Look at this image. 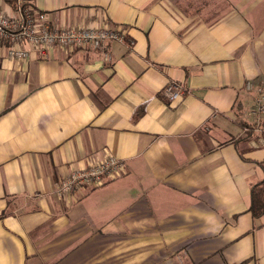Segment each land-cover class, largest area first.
I'll list each match as a JSON object with an SVG mask.
<instances>
[{"label": "crops", "instance_id": "0c3cea01", "mask_svg": "<svg viewBox=\"0 0 264 264\" xmlns=\"http://www.w3.org/2000/svg\"><path fill=\"white\" fill-rule=\"evenodd\" d=\"M29 3L52 28L127 39L46 56L22 43L24 61L0 41V264H264V215L251 213L253 191L264 198V0ZM15 5L0 13L17 19ZM169 83L185 91L174 102ZM110 156L122 178L57 196L72 168Z\"/></svg>", "mask_w": 264, "mask_h": 264}, {"label": "built area", "instance_id": "2783aa9c", "mask_svg": "<svg viewBox=\"0 0 264 264\" xmlns=\"http://www.w3.org/2000/svg\"><path fill=\"white\" fill-rule=\"evenodd\" d=\"M16 3L19 13L17 19L0 13V41L12 44L9 56L15 60L24 61L30 56L29 50L17 48V45L22 43H27L33 50L46 56L52 48L71 51L79 48L105 50L109 42H125L127 39L126 31L122 28H52L47 15L37 11L29 0H16ZM246 87L248 91L254 90L253 82L249 81ZM257 91V110L264 116V92L262 88ZM184 92L178 83H169L163 90L169 102L180 99ZM256 132L264 143V122H259ZM125 173V162L110 156L86 167L72 168L69 174L59 181L55 193L60 198H66L80 190L98 189L122 178Z\"/></svg>", "mask_w": 264, "mask_h": 264}, {"label": "trees", "instance_id": "16d2710c", "mask_svg": "<svg viewBox=\"0 0 264 264\" xmlns=\"http://www.w3.org/2000/svg\"><path fill=\"white\" fill-rule=\"evenodd\" d=\"M16 9L18 8V5L16 3L15 5ZM253 129L249 128L248 134L251 135V131ZM251 213L253 217L256 219L262 217L264 215V198L263 196H260L259 193H256V191H253V203L251 206Z\"/></svg>", "mask_w": 264, "mask_h": 264}]
</instances>
